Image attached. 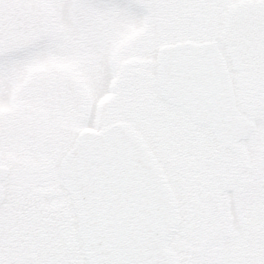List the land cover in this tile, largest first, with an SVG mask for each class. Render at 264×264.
Wrapping results in <instances>:
<instances>
[{
  "label": "rangeland",
  "instance_id": "obj_1",
  "mask_svg": "<svg viewBox=\"0 0 264 264\" xmlns=\"http://www.w3.org/2000/svg\"><path fill=\"white\" fill-rule=\"evenodd\" d=\"M213 39L238 108L257 123L235 153L203 128L187 145L155 136L173 110L127 102L158 98L149 74L161 45ZM127 118L150 131L177 180L170 245L181 264H264V0H0V164L10 168L0 264H87L59 162L81 128Z\"/></svg>",
  "mask_w": 264,
  "mask_h": 264
},
{
  "label": "water",
  "instance_id": "obj_2",
  "mask_svg": "<svg viewBox=\"0 0 264 264\" xmlns=\"http://www.w3.org/2000/svg\"><path fill=\"white\" fill-rule=\"evenodd\" d=\"M162 95L208 127L233 151L257 130L237 107L232 77L217 40L162 46ZM87 264H181L170 242L181 222L176 195L152 149L130 124L85 129L60 165ZM0 166V205L3 181Z\"/></svg>",
  "mask_w": 264,
  "mask_h": 264
},
{
  "label": "flooded vegetation",
  "instance_id": "obj_3",
  "mask_svg": "<svg viewBox=\"0 0 264 264\" xmlns=\"http://www.w3.org/2000/svg\"><path fill=\"white\" fill-rule=\"evenodd\" d=\"M164 45H167V44H163L159 47V49L164 46ZM158 49V51H159ZM158 51H157V55H156V59L155 61L157 62V56H158ZM224 55V54H223ZM226 61H227V65H228V69L230 71V75L232 77V81H233V76H232V73H231V70H230V67H229V63H228V60L226 58V56L224 55ZM158 62H157V65H156V68H155V72H154V75L153 78H152V74H149L150 76V81H151V86L153 87V89L155 88L156 89V94H158V98H153V94L150 95L149 98H143V99H134V98H129V100H127V102H146V103H149V105L151 104H156V109H159L161 108L163 105L167 106L169 109H172V113L171 114V117L169 119L168 122H161L159 121L160 123H163L159 126V124L155 123L154 127H158L156 128L155 130L153 129V132H151L152 134H154L155 136H160L162 134H168L169 136H175V137H179L182 139V141L187 145V142H188V138H190L194 131H196V129H199V128H203V129H206L208 130L209 133L212 134L214 140L219 144L221 145L222 149L224 151H230V152H237L238 150H231L229 148H225L221 142L217 139V137L211 132V130L206 127V126H202V125H198V124H195L192 122L190 116L188 115L187 112H185L183 109L175 106L174 104L170 103L167 99H165L162 95V92H161V89H160V84H159V81H158ZM143 71H147V69L143 70ZM147 73H150L147 71ZM124 72H122V66H119L118 69H116L115 72L112 73V79L111 81H109V90H110V93L112 94V98H113V101H115V99L119 98V95H120V92H121V88L119 87V82L121 81L122 83H124ZM80 77L79 73H78V78ZM135 77H133L132 79H129V81L131 82ZM233 86H234V81H233ZM234 91H235V88H234ZM130 93L134 95L135 94V90H130L129 91ZM235 95H236V92H235ZM236 101H237V96H236ZM94 102H90L91 104V107L94 106L93 104ZM237 107H238V103H237ZM240 110V109H239ZM159 114V113H158ZM159 116L161 117V115L159 114ZM180 118V119H179ZM179 120V121H177ZM117 122H126L130 125H132L142 136L143 138L147 141L148 145L150 146V148L152 149L153 153L155 154L156 158L158 159V161L160 162L162 168L164 169V172L169 180V183L176 195V198H177V201H178V205H179V209H180V217H181V208H180V201H179V192H178V187L176 185V178L175 176L172 174L171 170L166 166V164L164 163L163 161V158H162V152L160 151V148L157 146H155L154 144V137L149 133L150 131H147L145 129H140L141 127H138L136 124H134L130 118H127V119H118L114 122H112L111 124H114V123H117ZM111 124L107 125L106 127L102 128V129H105L107 128L108 126H110ZM159 127L160 128H164V131H159ZM85 129H90V130H102V129H93V127H89V126H85L83 128H81V130L79 131V133L77 134V136ZM77 136L75 137V139L77 138ZM196 136V135H195ZM187 140V141H186ZM75 141V140H74ZM173 150V149H172ZM173 154V153H172ZM63 159V157H62ZM61 159V161H62ZM61 161L59 162V168H60V165H61ZM0 166H7L6 164H0ZM8 167V166H7ZM9 168V167H8ZM10 169V168H9ZM174 176V177H173ZM60 178H61V173H60ZM62 180V179H61ZM64 186V184H63ZM65 189V188H64ZM74 212V211H73ZM75 215V214H74ZM181 221H182V218H181ZM181 223V222H180ZM180 225V224H179ZM180 227V226H179ZM179 230V228H178ZM178 232V231H177ZM76 235L78 236V239L80 240L81 242V248H82V241H81V238H80V235H79V232L77 231ZM172 247V246H171ZM83 249V248H82ZM173 249V248H172ZM176 253V252H175ZM177 254V253H176ZM178 255V254H177ZM179 256V255H178ZM180 258V257H179Z\"/></svg>",
  "mask_w": 264,
  "mask_h": 264
}]
</instances>
